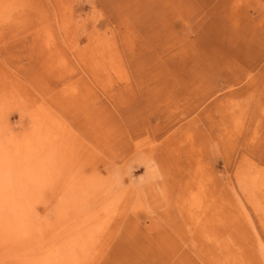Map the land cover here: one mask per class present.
Segmentation results:
<instances>
[{
	"label": "rangeland",
	"instance_id": "obj_1",
	"mask_svg": "<svg viewBox=\"0 0 264 264\" xmlns=\"http://www.w3.org/2000/svg\"><path fill=\"white\" fill-rule=\"evenodd\" d=\"M89 217L72 264H264V0H0V264Z\"/></svg>",
	"mask_w": 264,
	"mask_h": 264
},
{
	"label": "bare ground",
	"instance_id": "obj_2",
	"mask_svg": "<svg viewBox=\"0 0 264 264\" xmlns=\"http://www.w3.org/2000/svg\"><path fill=\"white\" fill-rule=\"evenodd\" d=\"M100 204V203H99ZM258 205V204H257ZM112 208H114V207H112ZM112 208H111V211L113 212L114 210H112ZM255 208V207H254ZM103 210H104V208H103ZM110 210V209H109ZM108 210V211H109ZM136 210H138V209H136ZM90 212V211H89ZM94 212V211H93ZM107 212V211H106ZM223 212V211H222ZM95 213H97V212H95ZM103 213H105V212H103ZM94 214V213H93ZM214 214V213H213ZM86 215V214H85ZM94 215H96V217H97V214H94ZM110 215H111V213H110ZM109 215V216H110ZM103 216V215H102ZM105 216V215H104ZM112 216V215H111ZM140 216V215H139ZM95 218V217H94ZM99 218V217H98ZM98 218H95V219H98ZM90 219H92L93 220V218H91V217H89V218H87L86 220V222L85 223H83V224H81V225H79V227L77 228V229H75L74 231H71L67 236H65V238H63L62 240H60V242L58 241L57 243V245L55 246L54 245V247L49 251L48 250V254H49V256H51L49 259L50 260H52L51 262H48V264L49 263H51V264H72L73 263V260H75V257H77V252H78V249H80V247H81V243L84 241L83 239L84 238H86L87 236H90V232H88L87 230H88V228H89V225H90V222H92V220H90ZM94 219V220H95ZM93 220V221H94ZM96 221V220H95ZM97 221H102V220H97ZM80 223H81V221H80ZM79 223V224H80ZM94 224H95V222H93ZM92 224V223H91ZM93 224V225H94ZM96 225V224H95ZM102 225H103V223H102ZM93 227V226H92ZM98 227H100V226H97V230L98 229H100V231H102V229L101 228H98ZM95 228H96V226H95ZM94 228V229H95ZM103 228V227H102ZM91 230V229H90ZM99 232V231H98ZM90 233V234H89ZM95 233H97L96 231H95ZM94 233V235H96ZM93 235V234H92ZM91 235V236H92ZM93 235V236H94ZM99 236V235H98ZM88 238H90V237H88ZM92 242V241H91ZM44 254V253H43ZM43 254H42V256H43ZM40 257V256H39ZM34 258V257H33ZM41 259V258H40ZM235 260V259H234ZM49 261V260H48ZM46 264H47V262H45ZM37 264V263H36ZM240 264V263H239ZM243 264V263H242Z\"/></svg>",
	"mask_w": 264,
	"mask_h": 264
}]
</instances>
